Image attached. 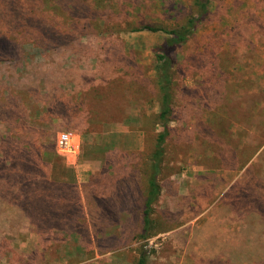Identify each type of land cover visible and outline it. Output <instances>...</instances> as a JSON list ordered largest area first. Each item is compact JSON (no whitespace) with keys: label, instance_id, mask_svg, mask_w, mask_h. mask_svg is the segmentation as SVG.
<instances>
[{"label":"rangeland","instance_id":"374dc122","mask_svg":"<svg viewBox=\"0 0 264 264\" xmlns=\"http://www.w3.org/2000/svg\"><path fill=\"white\" fill-rule=\"evenodd\" d=\"M91 3L95 30L78 28L59 50L44 55L25 46L24 61L0 65V88H13L17 77L30 73L24 83L42 93L27 103L31 109L48 104L41 97L50 90L63 102L71 95L78 102L77 117L52 123L56 136L71 134L75 152L57 150L54 137L55 156L43 158L42 171L48 180L75 184L88 223L93 209L87 194L99 199L101 214L93 220L102 231L90 245L79 235L55 237L36 227L18 238L0 233V264H133L143 250L146 264H264V216L250 221L251 213H264V201L253 196L264 197V0H212L210 18L172 55V115L156 224L143 242L134 239L133 207L145 188L148 148L160 131L153 49L167 35L142 28H179L194 13L193 0ZM67 9L75 14L71 5ZM56 10L47 11L48 17L55 19ZM60 14L69 15L66 9ZM30 67L44 72L40 83ZM56 70L64 77L49 76ZM13 97L0 100V129L5 109L20 104L19 94ZM7 141L0 138V196L13 184L3 173L11 151ZM42 176L23 180L40 187ZM2 200L0 227L18 220L17 204ZM38 218L28 215L32 223ZM97 239L103 240L99 250Z\"/></svg>","mask_w":264,"mask_h":264},{"label":"trees","instance_id":"16d2710c","mask_svg":"<svg viewBox=\"0 0 264 264\" xmlns=\"http://www.w3.org/2000/svg\"><path fill=\"white\" fill-rule=\"evenodd\" d=\"M0 0V65L12 64L17 66L27 58L28 51L25 46L41 52H55L59 50L60 42L66 37L76 34L78 28L84 31L87 28L95 30L97 24V11L92 6L91 0ZM212 0H193L194 13L175 30L163 31L162 29L145 26L142 29L149 32L162 31L167 35L164 42L153 49L155 74V89L158 97V111L154 115L155 122L160 131L154 133L153 144L148 148L146 154V175L144 178V191L140 193L139 204L133 207L134 216L138 219L135 227L134 239L143 242L150 238L154 221V205L160 195V185L158 177L161 173V164L165 153L164 147L166 138L169 134L168 123L172 115V67L174 65V52L186 44L188 40L210 18V3ZM68 5H71L75 14L68 12ZM58 8L54 16L58 19L48 17L47 11ZM69 13L62 16V12ZM79 14V15H78ZM62 21V22H61ZM140 30V29H138ZM134 30V31H138ZM32 60V59H31ZM33 65V64H32ZM39 66V65H38ZM30 67L32 75L36 73V82H41L44 72L36 70L37 67ZM8 70L6 73H8ZM28 74V73H27ZM23 74L17 77L13 88L5 86L0 88V100L5 97H12L13 93H18L21 97L20 104L13 102L11 107L6 108L7 120L3 121V129H0V138L4 136L7 145L10 146V157L8 167L3 170L4 176L11 175L13 184L3 190L0 196V216L4 213L2 199L11 203H16L17 208L14 214L18 218L11 221H3L0 233L18 238L21 232H29L32 228H40L45 234L58 235H79L83 242L91 244V238L102 231V226L93 218L101 213L98 206L100 200L87 194L88 208L93 209L92 218L88 223L83 214V206L79 198L74 183H60L47 179L43 170L45 165L43 158L48 154H53L52 142L56 138V132L52 123L64 116L72 118L78 115V105L73 99L63 102L61 97L51 95V90L41 97L49 98V103L35 111L27 105L33 102L36 97L41 96V89L30 91L31 85L24 83L23 79L27 76ZM30 74V73H29ZM28 74V75H29ZM49 76H61L63 74L56 70L49 73ZM58 78V77H57ZM3 79V77H2ZM1 79V80H2ZM6 92V93H5ZM8 93V94H7ZM5 94V95H4ZM22 101L26 105L21 104ZM36 117V118H35ZM35 118V119H34ZM5 120V119H3ZM10 122V124L8 123ZM6 129V132H5ZM46 140V142L44 141ZM55 156V155H54ZM38 172L43 174L42 185H28L26 181L37 178ZM26 183V184H25ZM30 184V183H29ZM118 185L121 187L122 184ZM257 201H264L260 193L253 194ZM2 197V199H1ZM255 212V211H254ZM263 214V215H261ZM28 215H38L40 218L32 223ZM251 215V222L254 219L260 220L264 216L263 211ZM84 218V219H82ZM262 217V224L264 223ZM259 224V223H258ZM258 226V225H257ZM59 239L54 238L52 240ZM49 239H46L47 242ZM97 249L102 239L95 240ZM147 256L145 251H139L138 257L133 264H146Z\"/></svg>","mask_w":264,"mask_h":264},{"label":"built area","instance_id":"2783aa9c","mask_svg":"<svg viewBox=\"0 0 264 264\" xmlns=\"http://www.w3.org/2000/svg\"><path fill=\"white\" fill-rule=\"evenodd\" d=\"M71 134L70 133H60L56 136L55 144L56 147L62 153L72 154L75 152L73 145L70 144ZM58 151V152H59ZM59 152V153H60ZM66 155V154H64Z\"/></svg>","mask_w":264,"mask_h":264}]
</instances>
